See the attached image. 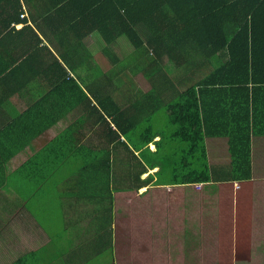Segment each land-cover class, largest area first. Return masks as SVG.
Wrapping results in <instances>:
<instances>
[{"label":"crops","instance_id":"obj_1","mask_svg":"<svg viewBox=\"0 0 264 264\" xmlns=\"http://www.w3.org/2000/svg\"><path fill=\"white\" fill-rule=\"evenodd\" d=\"M69 2L0 0L1 264H13L32 251L35 261V254L45 247L56 253V257L51 262L54 257L50 260L51 255H45L44 264H94L100 250L95 247L94 234L85 238L82 225L90 218L101 220L102 209L104 206L109 209L111 198L109 238L113 240L116 259L117 253L122 252L117 250L122 240H117L116 222L121 219L117 220L116 216L123 212L117 209V196L127 201L130 214L125 215L132 222L136 212L145 223L140 234L149 223L144 235L157 245L151 260L166 258L175 260L173 264L177 260H183L181 264H239L241 259H264V135L259 133L264 132V119L253 123L256 133L252 137L251 173L234 172L228 138L205 137L208 165L221 171L222 180L230 181L200 184L203 187L200 194L195 193L197 185L164 182L159 186V168L149 169L143 163L142 152L134 155L105 135L108 125L101 122L100 113L94 109L96 106L100 110V106L88 87L104 83L105 76L101 77L98 69L100 65L109 67L110 60L104 56L105 43L99 32H93L88 24L70 23L78 18L75 14L78 12L75 8L67 9ZM85 93L93 100L91 104H86ZM258 94L257 100L264 101V92ZM111 97L117 99L116 94L106 98ZM160 98H164L162 94ZM208 98L223 101L225 105L231 99L229 95ZM167 117L170 121L168 113ZM105 118L112 123L110 116ZM234 119L223 118L221 127L236 129L240 121L234 124ZM110 127L115 129L113 124ZM175 131L173 126L172 135L167 136L170 140H165L163 146L166 166H170L165 171L169 175L182 163L177 155L182 157L188 151L184 143L172 142ZM156 135L147 147L152 153L156 152L154 144L161 138L159 132ZM123 142L130 144V138L123 136ZM130 146L137 147L135 140ZM186 154L184 157L189 159ZM118 158L126 161V167L116 169L121 161ZM105 159H109L111 168L102 170ZM139 159L147 170L140 172L141 182L153 179L150 184L134 183L139 173L132 167ZM190 162L184 163L190 165ZM106 173L112 174L110 184ZM189 173L179 169L182 177ZM237 179L244 180L232 181ZM102 181L105 186L109 184L108 192L100 189ZM134 194L141 198V205H136L140 207L138 211L129 203ZM95 197L100 210L90 214L93 210L90 203ZM200 207L207 223L191 221V217L196 220ZM39 213L44 221L39 220ZM54 213H60V218L54 219ZM62 219L65 222L61 225ZM69 223L74 227L70 228ZM221 234L226 237L221 238ZM61 236L67 240L66 248L60 243L54 245V239ZM14 238L23 243L15 242ZM12 242L25 245L28 250L9 252L5 246ZM143 249L148 250L146 245ZM14 252L17 255L11 256Z\"/></svg>","mask_w":264,"mask_h":264},{"label":"trees","instance_id":"obj_2","mask_svg":"<svg viewBox=\"0 0 264 264\" xmlns=\"http://www.w3.org/2000/svg\"><path fill=\"white\" fill-rule=\"evenodd\" d=\"M83 1L86 3L81 6ZM73 8L78 12L75 13L78 18L70 23L88 24L93 32H99L105 43L104 56L113 65H100L98 73L106 80L99 87H88L100 106V110L96 106L94 109L100 113L101 122L108 125L105 135L134 155L142 152L143 163L149 169L159 168V186L164 183L160 176L170 167L166 166L168 161L163 148L167 137L160 135V142L154 144L155 153L147 148L157 136V132L149 127L141 131L143 118L150 110L162 109L168 113L176 127L172 142L184 143L188 151L183 153L190 156L188 159L183 154L178 160L182 163L171 174L172 185L230 181L222 180L221 171H215L208 165L205 137L228 138L236 175L252 172V137L256 133L253 123L264 119V101L257 100L258 93L264 92V0H70L67 9ZM116 46L124 47L127 59L117 56ZM129 60L138 63L133 66L127 63ZM129 69L136 73L144 72L147 76L150 72L156 88H152L149 96H129L126 107L123 95L114 90L118 84L126 82L127 75L131 74ZM111 94H116L117 99L106 98ZM161 94L166 100L160 98ZM214 95H229L231 99L225 105L223 101L208 98ZM85 98L86 104L93 102L87 93ZM228 106L231 109L227 111ZM105 116H110L112 123ZM230 117H237L234 124L240 121L239 127H221V120ZM111 124L115 129L110 127ZM135 131L138 133L132 138ZM259 133L264 135V132ZM123 136L130 138V144L123 142ZM132 140L135 144L136 140H141L143 147L131 148ZM116 151L119 152L118 149ZM150 156L154 158L150 160ZM118 160L121 161H118L117 170L126 167L123 158ZM142 160L139 159L138 164L132 167L139 173L138 177L135 175V185L150 184L153 180L141 182L140 172L147 171ZM101 168H111L109 159H105ZM179 169L190 173L182 177ZM106 178L110 184L112 174L106 173ZM109 184L105 186L102 181L100 189L108 192ZM110 209L113 211L112 198ZM109 223L102 230L97 225L93 226L95 247L100 251L110 240L112 222ZM68 226L74 227L72 223ZM65 236L54 239V245L60 243L66 248ZM111 253L109 264H114L113 245ZM47 254L51 255L50 260L54 257L51 262H55L56 253L45 247L35 254L37 260L33 261L32 251L13 264H44L43 257Z\"/></svg>","mask_w":264,"mask_h":264},{"label":"rangeland","instance_id":"obj_3","mask_svg":"<svg viewBox=\"0 0 264 264\" xmlns=\"http://www.w3.org/2000/svg\"><path fill=\"white\" fill-rule=\"evenodd\" d=\"M124 42V40H123ZM116 50V54L118 57L121 58H126L125 56V49L124 47L122 48V46H116L115 47ZM127 59V58H126ZM104 61H106V59L104 58ZM102 62V61H101ZM110 64L109 67H111V63L110 61L108 62ZM127 63H131L133 66H136L138 62L129 60ZM113 66V65H112ZM108 67V66H107ZM122 67V66H121ZM115 69V68H114ZM117 69V68H116ZM130 71V75H127V79L125 83L122 84H118V88L115 89L114 91L117 92L118 94L123 95L124 97V106H128V97L133 95V94H138L141 98L142 96H146L149 92H151L152 88H156V81H152L151 80V73H148V76L144 73V72H139L136 73V71L132 72V69H129ZM155 94V93H154ZM165 111V110H164ZM162 109L160 110H150L146 113L145 115V120L142 124L141 127V131L144 132L145 129H147L148 127L151 128L154 132H159L161 134V136H168L170 137L173 133V126L171 125V122L168 120L167 117V112H164ZM168 120V121H167ZM138 131H135L131 134L132 138H135V136L137 135ZM167 139L166 142H168ZM137 147L141 146L143 147V143L141 142V140H136V144ZM152 149V148H151ZM152 158H154L153 156H150V160H152ZM177 160H180L181 156L177 155ZM166 159V158H165ZM164 159V160H165ZM219 165V164H217ZM89 167V166H88ZM160 179L162 182H172L173 181V177L171 175H169L168 173L164 172L161 176ZM72 186V183H71ZM195 193L197 192L198 194L203 192V187L200 186H195L194 187ZM131 200L129 201L130 205L135 206V211L140 210V207H136L137 203L139 205H141L140 201V196L138 194H134L133 197L130 198ZM97 198H93V202L95 203H90V205L92 206L93 210L90 211L89 213H93L94 211H99L100 209L97 208L98 203H96ZM104 201V200H103ZM127 201L121 197V196H117V209L119 211V209H123V212L119 211L117 213V220L121 219V222H116L117 225V229H116V235H117V240L121 239L122 243H119L117 246V250L118 251H122L121 255L117 254V258L115 259L114 262H116V264H173L172 262H174L175 260H167L165 258V260L160 259V260H151V257L155 254V249L157 247L156 243H150L148 237H145V232L147 229V223L146 227L143 228V232L142 234H140V227L142 225H144L145 223L140 221L141 217L138 213L135 212L134 214V222L131 221V219H129L128 216L125 215V213H129L130 209L127 208ZM133 202V203H131ZM88 210V209H86ZM112 210L107 208V206H104V208L102 209V219L100 220L99 218H90V221H86L84 222V225H82V227L85 230V238H89V235L91 236L93 234V229L95 227H93L94 225H97L100 230H102L103 226L108 227V223L109 221L112 219ZM44 215V213H41ZM60 218V213H54V219H58ZM196 220H194V218L191 217V221H196V222H206V219H204V211L202 209V207L198 208L197 212H196ZM39 220L44 221V219L42 218V216L39 213ZM63 219L59 222L62 225ZM15 224V223H12ZM58 224V225H59ZM61 228V226L58 228V230ZM226 229V228H224ZM222 229V230H224ZM221 238L226 237V235H220ZM86 238V239H87ZM219 238V237H217ZM15 242H19V243H23L21 239H17L14 238ZM112 238L109 240V242L104 245V249L102 251H100L99 255L95 256L94 259V264H109L111 262V258H112V253H111V247H112ZM146 242H148V244H146ZM146 245L148 250H144L143 246ZM5 247H9V252H13V251H20L19 252H23L25 250H28L27 248L25 249V245L24 246H17L14 244V242H12L10 245H6ZM29 249H33V247H30ZM0 250H1V246H0ZM17 252H14L11 254V256L13 255H17L15 254ZM4 255L9 254V253H3ZM199 255L203 256L202 254L199 253ZM99 258V261H98ZM1 261V260H0ZM179 262V263H178ZM183 263V260H177V263L175 264H181ZM197 262L199 263V261L197 260ZM203 262H201L202 264ZM1 264V262H0ZM239 264H264V259H256L253 261H248V260H244L241 259Z\"/></svg>","mask_w":264,"mask_h":264},{"label":"built area","instance_id":"obj_4","mask_svg":"<svg viewBox=\"0 0 264 264\" xmlns=\"http://www.w3.org/2000/svg\"><path fill=\"white\" fill-rule=\"evenodd\" d=\"M200 187H202V186H200Z\"/></svg>","mask_w":264,"mask_h":264}]
</instances>
